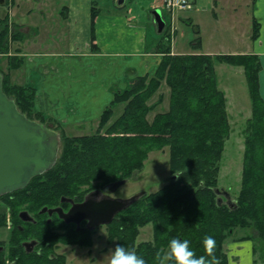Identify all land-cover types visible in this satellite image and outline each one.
I'll list each match as a JSON object with an SVG mask.
<instances>
[{"label":"trees","instance_id":"trees-1","mask_svg":"<svg viewBox=\"0 0 264 264\" xmlns=\"http://www.w3.org/2000/svg\"><path fill=\"white\" fill-rule=\"evenodd\" d=\"M9 25L6 14L0 18V48L4 47L2 40L11 35ZM164 32L155 48L161 54L155 71L116 90L91 134H66L62 127L55 128L60 131L61 146L53 166L32 177L25 187L0 196L6 202L0 203V223L8 210L15 217L9 247L0 250V264H65V255L54 252L57 245L90 246L92 231L83 223L76 228L54 213L49 216L39 210L63 205L57 203L61 197L82 198L96 183L103 186L127 179L142 169L151 150L164 147H168L170 180L117 213L107 225V241L135 249L147 264H161L169 240L180 237L191 241L189 246L196 256L205 257L206 264H228L224 243L236 228H252L257 235L240 239H256L264 254V100L258 86L259 59L252 53H203L199 35L191 41V52L172 54L171 37ZM12 33L14 37L16 32ZM257 35L258 23L252 20L251 38ZM20 60L7 63L6 69L19 68ZM215 62L242 67L251 99V115L243 133L241 188L232 204H224L216 192L231 122ZM0 71L2 90L17 109L30 119L39 116L46 124L48 118L34 108V88L15 83ZM163 87L168 89L165 109L158 107L164 98ZM118 104L122 107L115 115ZM24 204L35 212L32 221L18 217ZM148 224L152 238L137 242L140 228ZM206 235L215 238L211 251L204 244ZM29 240L36 245L27 251L23 243ZM166 264L175 261L166 258Z\"/></svg>","mask_w":264,"mask_h":264},{"label":"rangeland","instance_id":"rangeland-1","mask_svg":"<svg viewBox=\"0 0 264 264\" xmlns=\"http://www.w3.org/2000/svg\"><path fill=\"white\" fill-rule=\"evenodd\" d=\"M86 1V8L98 10L101 15L99 22L95 24V34L99 41L101 50H113L124 53L127 57H133L140 54L142 51L152 49L157 51L155 45L160 40L161 33L158 31V26L154 21L156 10L161 13L165 23L171 25L166 26L167 29L164 35L172 36V49L176 53H188L192 51L191 41L199 35L200 50L214 52L217 54H227L232 50H246L251 45V5L250 1L245 0H191L193 5L188 9H177L171 14L163 6V0H54L56 6H70L76 9H84ZM121 1V3H119ZM5 3V2H4ZM76 3V4H74ZM240 5L237 16L241 13L248 16L247 22L240 23V26H235L231 21L232 9L231 6ZM247 3V5H245ZM121 4V5H120ZM240 4V5H239ZM28 5H31L30 3ZM35 5V4H34ZM37 7V5H36ZM114 11V9H116ZM11 11V10H10ZM9 9L6 5H0V18L8 14ZM44 12V11H43ZM111 14H107V13ZM240 14V15H239ZM252 15V14H251ZM243 17V15H241ZM14 26L9 25L11 35L2 40L4 47L0 48V69H6L7 63L18 62V56H13L15 48L10 46H17L19 41H15L19 36V32L15 29L22 26L24 23L35 25L33 21L29 23L28 17L17 14L12 16ZM32 18V17H29ZM10 19V18H9ZM36 20V18H34ZM71 22V21H69ZM11 23V22H8ZM33 23V24H32ZM48 22H46L47 24ZM50 23H48L49 25ZM64 28L67 29L68 22L63 23ZM198 28V30L196 29ZM37 30V29H34ZM51 30V29H50ZM51 36V43L54 44L56 50L61 52H77L82 48L83 43L75 41V35L72 34V41L70 43L68 31ZM173 31V32H172ZM16 35L12 37L13 33ZM198 32V34L196 33ZM30 34V35H29ZM30 36L31 41H35L36 37L30 31L22 34L23 36ZM28 37V39L30 38ZM56 39L57 42H53ZM252 39V38H251ZM58 46V47H56ZM51 50L53 48H50ZM36 50H41L36 48ZM8 53V55H7ZM16 57V59H15ZM214 69L216 79L220 89L225 92L227 97V111L229 113V120L231 122L230 133L225 140L224 150L220 159V168L218 173V189L226 191L229 198H225L221 194L218 197L224 204H232L237 201V196L241 188V172L243 166V136L246 119L251 115V99L249 96L248 83L240 67H236L226 63L215 62ZM1 72V71H0ZM164 93L163 101L158 105L159 108H166L168 106V89L162 88ZM154 100V99H153ZM122 104L115 107V115L118 114ZM38 118V119H37ZM44 118V117H43ZM33 120L40 119L39 116L31 118ZM48 126L58 128L54 122L48 119L44 121ZM94 124H97L94 123ZM86 126L83 130L80 129H64L66 134L81 135L91 134L96 125ZM59 131V129H57ZM168 147L163 149H153L144 161L142 169L135 171L132 176L128 177L124 184L120 185L114 192L111 193L114 197L128 198L138 192H154L165 183H167L172 174L169 170L168 162ZM95 188H101L99 183ZM0 199V203H6ZM60 203V202H57ZM21 206L19 209L26 210L31 216L34 213L29 212L25 207ZM18 210V212H19ZM5 218L0 223V244L4 247H9V238L14 227L15 217H12L8 210L5 213ZM1 221V218H0ZM252 234L257 235L256 231L250 229L236 228L231 236L224 243V250L227 255V261L234 258L231 252V244L242 241L241 247L245 249L250 243L253 248L252 260L253 264H264V254L259 242L256 239H240L241 236ZM108 227L107 225H100L91 232L92 243L90 246H77L75 244H58L55 248V253L65 255V264H108L110 249L116 245L114 241H107ZM152 238V228L148 224L140 228V233L137 237V242L150 240ZM246 242L245 244H243ZM256 248V249H255ZM7 249V248H6ZM236 255V254H235ZM8 260V259H7ZM6 260V261H7ZM8 264V263H7ZM161 264H166V253L161 260Z\"/></svg>","mask_w":264,"mask_h":264},{"label":"crops","instance_id":"crops-1","mask_svg":"<svg viewBox=\"0 0 264 264\" xmlns=\"http://www.w3.org/2000/svg\"><path fill=\"white\" fill-rule=\"evenodd\" d=\"M29 3L31 5H28ZM0 5H6L9 9L8 18L11 23L12 16L19 13L28 17L29 23H35L33 27L24 23L15 29L19 36L13 40L19 41V44L16 47L12 42L9 44L15 48L13 56H18L21 64L19 68L5 69L4 72L8 73L11 81L34 88L35 110L65 130H83L86 126L96 123L101 111L113 99L116 90L124 89L138 76L153 73L161 59V54L153 52L152 49L142 51L132 58L119 51L101 50L94 26L102 14L98 10L94 12L93 8L89 11L86 1L82 10L72 7V4L56 6L54 0H6V3ZM250 5L251 21L258 23V35L254 39L250 38L251 45L246 50H232L227 54L257 55L261 65L258 72L259 93L264 100V0L250 1ZM237 6L238 3L234 7L231 6V21L237 27L242 22L248 24L246 13H241L243 17L236 15L238 8H242L241 5ZM116 10L117 8L114 9ZM64 22H68L66 31L69 33L70 43L72 34H76L75 41L83 43L77 52L56 50L50 41L52 33L55 37L65 31L62 30ZM250 24L252 25V22ZM12 25L14 26V23ZM30 31L36 37L35 41H31L30 34L22 38L23 33ZM53 42L56 43L57 40L53 39ZM172 51L175 52L173 49ZM199 51L217 54L200 49ZM240 68L243 72L242 67ZM242 241L231 244V255L234 258L230 259L228 264H253V248L248 243L243 249Z\"/></svg>","mask_w":264,"mask_h":264},{"label":"water","instance_id":"water-1","mask_svg":"<svg viewBox=\"0 0 264 264\" xmlns=\"http://www.w3.org/2000/svg\"><path fill=\"white\" fill-rule=\"evenodd\" d=\"M5 0H0L3 3ZM154 21L158 31H162L165 22L161 13L156 10ZM61 138L58 131L45 126L36 120L27 118L21 113L13 99L2 90L0 75V196L25 187L30 179L46 170L55 163ZM126 179L106 183L102 189L87 193L81 202L73 203L64 210L61 206L42 207L39 212L51 216L56 213L65 223H74L76 228L86 220V228L93 230L100 225H108L117 213L129 207L144 192H138L128 198L111 195ZM229 198L226 191L216 190ZM219 200H221L219 198ZM23 221H32V216L26 211L19 212ZM49 221V219H48ZM36 245L35 240L25 241L23 246L27 251ZM2 247L0 246V249Z\"/></svg>","mask_w":264,"mask_h":264},{"label":"clouds","instance_id":"clouds-1","mask_svg":"<svg viewBox=\"0 0 264 264\" xmlns=\"http://www.w3.org/2000/svg\"><path fill=\"white\" fill-rule=\"evenodd\" d=\"M214 237L206 235L204 244L211 251L214 244ZM189 239L173 237L168 242V251L166 258L174 260L175 264H206L204 256H196L195 250L191 248ZM108 264H147L143 256L139 255L135 249L129 248L122 243H118L114 248L110 249Z\"/></svg>","mask_w":264,"mask_h":264},{"label":"built area","instance_id":"built-area-1","mask_svg":"<svg viewBox=\"0 0 264 264\" xmlns=\"http://www.w3.org/2000/svg\"><path fill=\"white\" fill-rule=\"evenodd\" d=\"M163 6L172 14L177 9H187L191 7L190 0H163Z\"/></svg>","mask_w":264,"mask_h":264},{"label":"flooded vegetation","instance_id":"flooded-vegetation-1","mask_svg":"<svg viewBox=\"0 0 264 264\" xmlns=\"http://www.w3.org/2000/svg\"><path fill=\"white\" fill-rule=\"evenodd\" d=\"M96 189H98V188H92V189H90L89 191H87L84 195H83V197L82 198H79V197H66V198H71L72 199V202L73 203H78V202H81L83 199H84V197H85V195L87 194V193H89L90 191H93V190H96ZM102 189V187L101 188H99V190H101ZM60 203H64L63 205H60L65 211L66 210H68V208L71 206V203L72 202H70L69 200H61L60 199V201H59ZM67 205V206H66ZM57 206V205H56ZM54 214H56V213H54ZM57 215V214H56ZM18 217H19V212H18ZM20 218V217H19ZM86 220H83V221H81V223H83L84 225L86 224ZM0 246L3 248L4 247V245H1L0 244ZM2 248L0 249V250H2Z\"/></svg>","mask_w":264,"mask_h":264}]
</instances>
